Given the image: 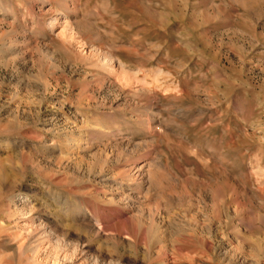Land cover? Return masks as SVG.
<instances>
[{
    "label": "rangeland",
    "instance_id": "1",
    "mask_svg": "<svg viewBox=\"0 0 264 264\" xmlns=\"http://www.w3.org/2000/svg\"><path fill=\"white\" fill-rule=\"evenodd\" d=\"M0 264H264V0H0Z\"/></svg>",
    "mask_w": 264,
    "mask_h": 264
}]
</instances>
